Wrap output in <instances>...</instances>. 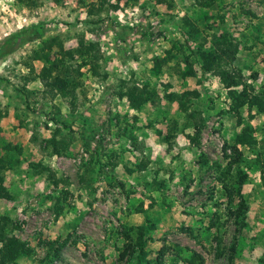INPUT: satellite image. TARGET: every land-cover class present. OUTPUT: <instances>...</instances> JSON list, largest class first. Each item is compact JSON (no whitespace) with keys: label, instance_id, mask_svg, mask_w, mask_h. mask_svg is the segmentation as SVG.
<instances>
[{"label":"rangeland","instance_id":"1","mask_svg":"<svg viewBox=\"0 0 264 264\" xmlns=\"http://www.w3.org/2000/svg\"><path fill=\"white\" fill-rule=\"evenodd\" d=\"M79 37L99 46L97 73L53 94L33 51L50 40L72 62ZM221 39L264 91V0H0V219L28 249L9 264H136L120 252L139 225H153L140 264H264V113L245 105L237 124L219 77H201ZM133 85L138 107L120 95ZM245 125L255 142L233 163Z\"/></svg>","mask_w":264,"mask_h":264},{"label":"trees","instance_id":"2","mask_svg":"<svg viewBox=\"0 0 264 264\" xmlns=\"http://www.w3.org/2000/svg\"><path fill=\"white\" fill-rule=\"evenodd\" d=\"M13 37H16V35ZM11 38H8V40ZM53 44L54 43L50 40L44 41L33 51V58L41 60L44 63L38 77L44 86H47L49 90L53 91V94H59L62 97H69V94H71L70 97L73 99L75 95L72 92H74L76 86L80 83L77 79V74H79L78 69L82 66H88L92 68L93 72L97 73L96 67L98 66V60L102 57L99 46L87 41L83 37H79L78 48L76 49L75 54L70 50L63 51L64 53H67L72 60V62H67L65 59H62L60 55V51L64 50L61 45L59 46V55L53 54V57H50ZM236 52L237 46L230 39H221L216 42L214 49L206 54V61L201 65L200 69L202 72L201 77L205 71H211L219 77L224 87L228 90V95L231 98L230 109L236 116V122L237 124H241V109L245 105L249 108L256 107L257 112L264 113V91L255 92L251 85L245 83L242 73L232 64ZM75 55L80 58V62L77 63ZM192 74L193 72L190 70L185 72V75ZM237 86H242L243 89H235ZM139 90L140 89L133 85L127 92L123 93L124 95L122 93L120 95L126 96L131 106L138 107L145 100ZM27 92V88L23 87V93L26 94V96ZM193 93L195 94V91H185L183 92V95L185 96V99H187V96ZM180 97L181 95H178L176 98L180 99ZM249 128L250 126L245 125L241 132L235 136L234 151L237 155L232 160L233 163H238L242 158V154L238 150L237 144L244 145L255 142L254 137L248 132ZM194 131L195 134L199 136L201 126L194 125ZM9 166L10 165L7 161H4L0 157V198H11V194L4 184V171L10 168ZM246 178V173L243 171L238 172L237 184L239 188H241L246 182ZM57 181L58 180L54 179V182ZM247 208L248 206L243 194L239 193V203L235 210L236 218H245ZM8 223L7 218L5 220L0 219V264H9V262L13 261L19 253H25L28 250L24 247L23 242L8 230V227H10V224ZM151 229H153V225H149V227L139 225L137 227L135 242L130 241L127 243L124 249L120 252V257L132 258L135 260L136 264H140L145 260L147 254L145 249L146 235ZM57 243L58 239L48 242L49 249L47 254H50L51 251H53L55 255L58 254L61 244L56 245ZM199 260L202 261V258L200 257ZM229 264H235L233 261V255L230 256Z\"/></svg>","mask_w":264,"mask_h":264}]
</instances>
